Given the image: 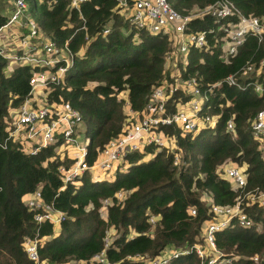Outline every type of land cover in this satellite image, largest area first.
<instances>
[{"label":"trees","instance_id":"obj_1","mask_svg":"<svg viewBox=\"0 0 264 264\" xmlns=\"http://www.w3.org/2000/svg\"><path fill=\"white\" fill-rule=\"evenodd\" d=\"M0 0V26L7 21L10 5ZM182 14L200 11L217 0H167ZM247 17L264 23V0H230ZM28 14L40 31L59 47L73 54L64 81L51 85L47 104L68 102L82 119L81 137L89 138L86 162L92 164L99 152L125 124L126 103L142 113L153 89L165 81L174 82L167 70L165 56L173 47L172 37L152 34L136 28L115 0H87L79 10L70 0H26ZM3 6V7H2ZM237 15L217 19L210 14L189 23L194 32H206L204 45L190 47L185 64L179 61L181 80L195 78L207 100L204 115L215 118L197 133L183 132L177 126L162 127L176 142L179 163L168 148L126 156L129 166L115 170L111 179L93 171L64 184L59 165L70 166L74 159L59 154L58 145L40 148L36 154L24 152L12 141L0 147V264H36L23 250L27 238H38L39 260L44 264H102L93 259L104 251L108 264H143L131 261L136 256L155 257L167 247L181 249L205 242V224L211 219L204 197L213 203L232 206L238 196L250 190H264V156L253 139L250 125L258 110L264 108V92L258 94L249 82L264 85V71L240 78L248 63L257 67L264 58V34L248 32L233 56L222 59L223 28L237 22ZM109 28L108 33L103 29ZM25 32V30H23ZM20 54V52H19ZM0 57V143L7 137L10 112L18 108L31 91L30 78L45 67L16 64ZM230 74L240 83L224 82ZM221 81V84L213 86ZM126 92V97L120 93ZM188 99L183 90H174L167 108L174 110L173 100ZM233 122L228 130L227 120ZM151 153L152 157L144 159ZM224 166L243 170L246 186L239 188L224 176ZM64 187V188H63ZM40 190L45 202L63 212L59 224L34 220L37 212L24 202L26 195ZM128 191L123 206L113 195ZM105 198L110 203L102 215ZM196 214L190 213V209ZM252 220L242 227L232 220L215 232L216 249L231 264H264V206L244 207ZM150 216L156 217L151 224ZM110 233L109 244L104 239ZM258 256L254 261L253 257ZM195 251L169 260L167 264H201ZM216 264H219L216 263Z\"/></svg>","mask_w":264,"mask_h":264},{"label":"built area","instance_id":"obj_2","mask_svg":"<svg viewBox=\"0 0 264 264\" xmlns=\"http://www.w3.org/2000/svg\"><path fill=\"white\" fill-rule=\"evenodd\" d=\"M87 0H70V5L79 10L80 4ZM121 10V14L127 16L132 24L138 29H144L152 34H164L172 37L173 49L166 54V68L171 71L174 82L162 81L156 86L150 95V100L145 110L140 114L131 108L126 113V121L121 133L112 138L107 145L99 152L92 164L86 162L88 153L87 146L89 138L81 137L82 119L78 110L68 102L47 104V96L51 85L60 84L64 81L66 72L72 64L73 54L64 46L59 47L50 38L44 35L34 18L28 14L29 8L26 0H8L9 13L5 24L0 26V57L9 61L10 64H33L45 67L34 72L30 78V96L16 109H13L7 122V137L0 147L6 146V141H12L17 147L30 154H36L40 148L49 145H58L57 152L61 155L68 154L74 162L66 167L59 165L58 173L63 183L68 184L80 178L86 171L90 170L99 174L103 170L119 167L126 169L129 163L126 156L132 152H144L146 146L155 147V151L168 148L174 152V164L179 163V154L176 153V142L173 137L165 134L162 127L174 125L183 132L197 133L208 125L214 126L215 118L204 115V100L206 95L198 86L195 78L181 80L180 73L174 71L179 61L185 64L186 55L190 47L200 48L204 45L206 32H194L189 28V23L196 17L210 14L222 19L237 15V22L223 28L224 41L222 59L233 56L238 47L244 42L248 32L263 38L264 23L259 18L243 15L230 0H217L200 11L190 14H182L169 5L167 0H115ZM17 29L7 32L11 25ZM6 30V31H5ZM25 30V32L23 31ZM109 28L103 29L108 33ZM11 39L10 41H7ZM12 39L18 44L13 46ZM20 39V40H19ZM37 41V49L33 45ZM34 47V48H33ZM20 52V54H19ZM257 69L264 71V58L257 67L254 63H248L240 71V78L252 75ZM229 85L239 86L235 74H230L223 80ZM221 81L214 84L217 86ZM252 84L254 91L258 94L264 92V85L257 82ZM38 90L40 95L34 93ZM174 90H183L188 99L179 97L173 100L174 110L167 108V101L171 98ZM201 101V103H200ZM128 105V103H126ZM16 115L13 120L12 116ZM228 130L233 129L231 119L227 120ZM250 130L253 139L258 143L259 150L264 156V108L255 114ZM167 139L173 144L169 145ZM144 157H152L151 153ZM224 176L239 188L246 186V178L241 168L235 166L224 167ZM64 188V187H63ZM128 195L126 190H118L113 195L116 204L123 206ZM110 198H105L102 204V215L105 216V208L110 203ZM204 201L211 214L207 223L204 239L212 250L211 255L206 259L205 250L200 245H186L181 249H173L169 255L163 258H155L149 264H167L172 258L186 255L195 251L202 260L201 264H231V260L219 253L216 249L215 232L225 228L232 220L238 222L242 227H250L252 220L244 207L257 204L264 206V190H250L243 196H238L232 206H221L212 202L209 196ZM24 202L31 209L37 212L34 220L38 223L47 220L52 224H59L65 219L64 214L52 203L44 201L41 191L36 190L24 198ZM190 213L195 215L196 210L191 208ZM151 224L156 222V217L150 216ZM110 233L104 239V246L109 244ZM38 238H27L23 242V250L28 258L36 264H44L39 260ZM94 260L108 264L104 258V251L94 255ZM253 260H258L254 256Z\"/></svg>","mask_w":264,"mask_h":264},{"label":"rangeland","instance_id":"obj_3","mask_svg":"<svg viewBox=\"0 0 264 264\" xmlns=\"http://www.w3.org/2000/svg\"><path fill=\"white\" fill-rule=\"evenodd\" d=\"M1 4L7 6V5H9V2H8V0H2V1H1ZM2 7H3V6H2ZM7 7H8V6H7ZM13 29H17V30H18V28H17V26H16L15 24H14V25H11V26L7 29V32L12 31ZM5 31H6V30H5ZM10 40H11V39H8L7 41H10ZM19 40H20V39H19ZM11 43H13V46H14L15 49L18 48V44L15 42V39H14V40L12 39V42H11ZM36 93H39V91L36 90ZM120 96H121V97H126V92H121V93H120ZM200 103H201V101H200ZM12 119L15 120V119H16V115L12 116ZM167 143H168L169 145H172V144H173V142H172L170 139H167ZM146 158H147V157H146ZM113 175H114V169L103 170V171H101V172L99 173V177H100V178H103V179H111V178L113 177ZM173 249H174V247H173V246H170V247L165 248V249L160 253L159 256H155V257H151V256H148V255H145V256H143V257L136 256V257L131 258L130 260H131V261H138V262L141 261L143 264H149V263H150L153 259H155V258H163V257H166L167 255L170 254V252H171ZM204 250H205V253L207 254V250H206L205 248H204Z\"/></svg>","mask_w":264,"mask_h":264},{"label":"crops","instance_id":"obj_4","mask_svg":"<svg viewBox=\"0 0 264 264\" xmlns=\"http://www.w3.org/2000/svg\"><path fill=\"white\" fill-rule=\"evenodd\" d=\"M37 44H38V42L35 41V40H33V45H35V48H36V49H37ZM33 48H34V47H33ZM15 65H16V64H10L9 67L11 68V67H13V66H15ZM177 67H178V66H177ZM177 67L174 69V71H176V72H178ZM34 95L38 97V96L40 95V92H39V93H36V92H35ZM129 108H130L129 104L125 106V113H127V112L129 111V110H128ZM10 115H11V113H10ZM144 159H147V158H144ZM224 167H225V166H224ZM226 167H227V166H226ZM98 176H99V174H98ZM206 226H207V223L205 224V229H206Z\"/></svg>","mask_w":264,"mask_h":264}]
</instances>
